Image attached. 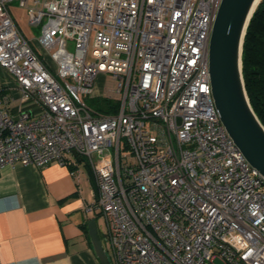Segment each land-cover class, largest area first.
Returning a JSON list of instances; mask_svg holds the SVG:
<instances>
[{"label": "built area", "instance_id": "2783aa9c", "mask_svg": "<svg viewBox=\"0 0 264 264\" xmlns=\"http://www.w3.org/2000/svg\"><path fill=\"white\" fill-rule=\"evenodd\" d=\"M12 1L0 0V167L86 159L87 210L103 220L110 264H264V178L210 90L221 0L35 1L36 46ZM101 74L116 88L97 91ZM88 96L115 111L89 107Z\"/></svg>", "mask_w": 264, "mask_h": 264}, {"label": "crops", "instance_id": "0c3cea01", "mask_svg": "<svg viewBox=\"0 0 264 264\" xmlns=\"http://www.w3.org/2000/svg\"><path fill=\"white\" fill-rule=\"evenodd\" d=\"M35 1L43 2L25 0L26 12ZM14 4L20 0L9 11ZM65 158L70 165L0 167V264H101L88 232L94 220L107 252L100 216L87 210L95 202L92 172L85 178L77 159Z\"/></svg>", "mask_w": 264, "mask_h": 264}, {"label": "water", "instance_id": "95a60500", "mask_svg": "<svg viewBox=\"0 0 264 264\" xmlns=\"http://www.w3.org/2000/svg\"><path fill=\"white\" fill-rule=\"evenodd\" d=\"M261 0H221L208 43L210 90L218 118L249 166L264 178V125L254 113L242 75V48L250 19ZM72 155L82 161L75 152ZM88 232L101 264H110L96 222Z\"/></svg>", "mask_w": 264, "mask_h": 264}, {"label": "trees", "instance_id": "16d2710c", "mask_svg": "<svg viewBox=\"0 0 264 264\" xmlns=\"http://www.w3.org/2000/svg\"><path fill=\"white\" fill-rule=\"evenodd\" d=\"M242 75L250 105L264 125V0L256 7L248 24L242 48ZM111 101L104 100L97 109L113 113Z\"/></svg>", "mask_w": 264, "mask_h": 264}, {"label": "rangeland", "instance_id": "374dc122", "mask_svg": "<svg viewBox=\"0 0 264 264\" xmlns=\"http://www.w3.org/2000/svg\"><path fill=\"white\" fill-rule=\"evenodd\" d=\"M11 6V7H10ZM10 11L12 13V16L17 22V25L19 29L23 32L24 36L27 38V40L31 41V43L36 46V39L38 38L40 34V28L39 27H33L28 24V15L26 12V7L23 6H17V4L10 5ZM92 42L93 38L90 40V47L88 49V60L91 59L90 54L92 52ZM72 48H69L71 50ZM0 80L1 81H7L6 75L3 72V70L0 68ZM96 87L98 88L99 92L115 89L116 83L112 80L111 74H101L96 79ZM83 101L91 108L97 109L101 104H103V99L99 98H89L88 97H82ZM66 156L70 157L73 161H76V159L72 156V154H66ZM77 163V162H76ZM79 167V171L82 172V175L87 178L88 175H90V166L86 159H82L81 162L77 164ZM97 223L101 227V230L104 232L105 228L103 225V220L100 217H97ZM104 239V238H103ZM104 246L106 250H108V246L106 241L104 240ZM216 264H222L221 261L216 260Z\"/></svg>", "mask_w": 264, "mask_h": 264}]
</instances>
